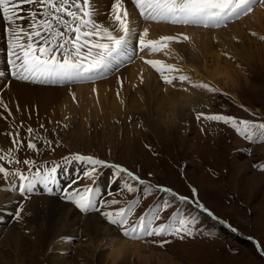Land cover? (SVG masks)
<instances>
[{"label": "rangeland", "instance_id": "1", "mask_svg": "<svg viewBox=\"0 0 264 264\" xmlns=\"http://www.w3.org/2000/svg\"><path fill=\"white\" fill-rule=\"evenodd\" d=\"M111 3L112 0H94V4L99 11V15L97 16L99 21H105V16L110 9ZM22 7L28 8L30 6L23 5ZM129 8L131 9V5H129ZM257 9L264 12V6L256 7L254 11L256 12ZM252 13L246 17H241L238 21L229 23L228 26L247 20ZM160 25L163 24L152 23V26ZM5 26L7 27L6 22L0 18V73H3L2 76H8L5 79H1L0 76V97H3L8 105H10V109L12 108L14 120L13 117H9L7 120L0 118V149L7 150L13 147L11 137L3 133L12 131L14 125L19 126L20 137L24 141L28 139L27 127H32L35 130L34 134L41 137V139L36 141L39 149L38 152L34 150H21L17 153L21 160L29 159L35 161V165L31 170L23 164L8 165L5 163V167H8L11 171L19 168L24 174L31 176L37 169L43 174L44 171L57 165V169L59 170V166L64 164H84L72 171L56 172L54 175L57 184L51 185L54 194H50V196L59 202L69 203L81 216L100 215L106 221L107 225L109 224L108 226L119 232L121 230L117 226L111 225L106 217L101 214L102 212L117 211L119 208L127 206L129 201L138 200L139 203L132 214V218L135 219L145 212L150 211L156 203L170 199V197L160 192H154L151 196L145 195L143 192L144 185H140L138 182H133L137 188L135 193L124 191V181L118 180L115 176L116 169L110 167L111 165L127 168L134 174L139 175L146 184L151 182L153 186H166L181 195L191 197V188L196 187L198 189L199 201L205 207L209 208L215 216L219 217L223 223L210 218L192 203L181 204L177 201L172 208L162 213V216L164 218L170 217L177 209H182L185 214L197 217L200 221L199 232L202 234H197L195 239L186 238L184 240L167 237L172 242L164 248L148 243L145 244L147 245L146 252L152 251L156 252V254L160 253L171 257L174 259V264H264V255L258 250V247L264 249V170L260 168L261 165H264V154L260 150V147L264 146V143H253L245 139L231 125H224L222 122L196 119L197 113L205 112L207 114L234 116L239 120H248L254 123H264V55L255 53L251 57V60L245 56L244 58L246 59H242L240 56L237 59L233 58L234 52L238 53V51H241L242 45L245 48L252 46V42H249L250 40H247L243 36V39H240L241 41L234 42L237 51L233 47L234 51L229 53L228 57L224 55V58H227V60H230L239 67L237 71L240 77L238 82H235L236 84L231 86L230 95L220 94L224 92L214 93L212 97L206 99L205 101L208 102L209 107L207 104L203 106L202 103H198L203 108L199 106H197L198 108H192L188 112L189 115L187 117L184 116V121L180 120L175 124L170 122L171 119L167 115L151 114L148 109L141 110L139 116L133 111L127 118L124 114L115 117L110 120V123H106V126L100 119L93 121L88 125L87 132L83 135L80 133V129L77 128L78 125L76 124L80 122L76 121L69 127H66L63 124V121L66 120H61L63 112H61L60 100L58 99L62 95L59 90L61 91L62 87L74 86L75 84L33 85L25 83V81L18 82L11 78L8 70L4 66L5 59L8 58V37ZM174 27L177 31L181 28L192 29L191 26L180 27V25H174ZM245 28L250 39H256L257 42L264 46V40L255 33V30L253 31L248 27ZM218 29H226V27ZM177 33H184L190 37L188 33L183 31L175 32L173 35ZM180 44L177 42L170 44L169 56L164 57L163 54H160L159 57H156V54L153 56L157 60L162 61L171 59L170 63L176 66L182 65L173 55L174 48L180 46ZM214 46L215 48H219L216 43ZM136 60L137 63L149 67L156 74L158 81L162 84L161 86H167L162 83L159 74L154 69L144 64L142 60ZM132 64H130L131 67L135 65ZM130 65L126 67L130 68ZM126 67H122L119 72H116L113 76L109 75L103 80L114 79ZM181 70L183 74L190 76V73L186 72L185 68ZM190 78L193 83H199L193 73H191ZM103 80L96 82L100 83ZM205 82L207 83V81ZM16 84H25L36 89L34 93L30 94V96L32 95L35 98L31 97L27 101L29 102L28 105L27 102L14 101L13 96H5L11 88L14 89ZM86 84L90 85L91 83H84V85ZM118 87L115 90L119 91L121 95L127 94L126 84L122 89ZM133 89H138V87L133 86L130 91L132 95H134ZM43 90L45 92H42ZM56 90L59 92L58 94L46 93V91L51 92ZM38 95L46 97L44 99H49L50 102H44L43 104L42 99H39ZM114 95L118 97L117 93ZM33 100H36L35 103H33ZM16 105H19V110H17ZM46 105H49V109H46ZM128 105L130 106L131 103L127 102L124 107L122 105L120 107L121 111L125 112L124 110ZM4 114L7 115L6 113ZM36 115V119L33 120V116ZM77 116L79 118L82 116L78 108ZM5 121L9 123V126L4 129ZM21 122H23V126H21ZM41 124L44 125L43 129L40 128ZM44 140H50L52 144L50 146L44 145ZM5 141L8 144H5ZM77 155L105 161L106 166L97 167L95 184L86 178L78 179V177H82L85 170L92 166L87 161L76 160L75 156ZM125 179H127L126 176ZM72 180H76V183L72 184V187L69 188L68 185ZM36 186L43 189L42 185L37 184ZM86 186L93 187L94 191L97 186H101L102 192L97 197L99 201L118 199L121 203L111 205L110 207L104 206L100 212L83 214L72 202L64 199V190L72 191L76 188L83 189ZM7 187H9L8 183L0 180V188L5 191ZM5 192H8L7 195L10 194L17 198L11 200L13 209H11L10 204H6L5 207L7 209L1 211L0 232L8 231L7 229L15 227L23 234L29 235L31 232L28 229L29 219L25 216V211L21 214L22 218L19 220L15 218V213L19 207H23L25 210L32 199L48 197L46 195H35L34 193L23 197L20 193L18 195L11 194L13 191ZM99 201H97L98 204ZM6 211H10V215H6ZM160 222H164V220L158 223ZM229 225H231V228L236 229V231H232ZM208 233H211V235H208ZM2 238L3 236L0 235V251L7 260L15 262L17 258L14 259V252L9 247L6 248L1 244ZM69 238H73L72 244L77 245L82 238V234L80 232L79 235L75 234ZM148 239L151 240L152 238ZM52 241L48 237L43 240L46 243L44 247L46 258L53 255ZM83 241L86 244L88 239L84 238ZM25 247L28 248L29 246L25 245ZM30 253L29 258L31 259L32 252ZM83 262L82 258H77L76 252H73L61 264H84ZM47 263V260L46 262H38L34 258H32L31 263L29 261V264ZM133 263L134 258L133 260L123 261L120 264ZM0 264L4 263L0 260ZM150 264H157L154 258L151 259Z\"/></svg>", "mask_w": 264, "mask_h": 264}, {"label": "snow or ice", "instance_id": "2", "mask_svg": "<svg viewBox=\"0 0 264 264\" xmlns=\"http://www.w3.org/2000/svg\"><path fill=\"white\" fill-rule=\"evenodd\" d=\"M23 5L30 7L24 8ZM260 6H264V0H112L105 21L101 22L97 19L99 11L94 0H0V18L7 24V63L11 66L10 75L16 80L45 85L95 83L140 59L154 69L166 85L174 86L175 82H187L193 88L220 93L218 88L211 87L208 83H193L190 76L183 74L175 64L147 58L159 53L169 56L172 42L190 41V37L177 33L150 39V27L144 25L155 23L218 29L248 16ZM21 12L24 15H21ZM133 12L136 13L135 25L130 18ZM261 39L264 40V37ZM225 56L228 57V54L225 53ZM2 75L3 73H0V76ZM117 80L122 89L123 80L120 77ZM141 83H144L142 75ZM182 90L187 91L186 88ZM119 94L118 91L117 95ZM0 109V118L7 120L13 117V112L3 97H0ZM5 112L7 115H4ZM196 119L231 125L245 139L253 143H264V123L205 112L197 113ZM40 128L43 129L44 125L41 124ZM34 133L32 127H27V141L20 137L19 126H13L12 131L3 133L11 137L13 145L7 150L0 149V180L8 183L6 191H18L21 196H26L33 193L39 183L48 194H54L51 185L57 184L54 174L58 165L46 170L43 175L37 169L30 177L24 175L19 168L11 171L5 167V163L23 164L28 166L29 170L34 167L35 161L21 160L17 155L21 150L39 151L36 141L41 137ZM43 144L50 146L52 141L44 140ZM75 159L87 161L92 166L78 179L86 178L95 184L97 167L106 166L105 161L81 155L75 156ZM110 167L116 169L115 176L118 180L124 181V191L135 193L137 188L133 182H138L144 185L145 195L151 196L154 192H160L170 197L156 203L150 211L135 219L132 214L139 203L138 200L129 201L127 206L117 211L102 212L111 225L121 230L124 238L145 244L151 243L160 248L172 242L167 237L180 240L195 239L197 234H202L199 232L200 221L197 217L185 214L182 209H177L170 217L162 216V213L172 208L177 201L181 204L192 203L210 218L223 223L199 201L196 187L191 188L192 196L189 197L166 186L146 184L139 175L127 168L118 165ZM260 168L264 170V165ZM16 179L22 182L19 186L13 183ZM74 183L76 180H72L68 187L71 188ZM64 199L72 202L83 214L100 212L104 206L121 203L118 199H112L100 200L98 204L94 188L87 186L72 191L65 189ZM24 211L23 207H19L15 218L21 219ZM162 220L164 222L158 223ZM229 228L236 231L231 225ZM258 250L264 255V249L258 247Z\"/></svg>", "mask_w": 264, "mask_h": 264}, {"label": "bare ground", "instance_id": "3", "mask_svg": "<svg viewBox=\"0 0 264 264\" xmlns=\"http://www.w3.org/2000/svg\"><path fill=\"white\" fill-rule=\"evenodd\" d=\"M20 14L24 15L23 12ZM130 18L135 25L136 13H132ZM144 26L150 27L149 38L152 39L162 35H173L175 32L180 31L188 33L191 37L190 41L180 42V46L174 48L173 55L182 64L177 65V67L180 69L185 68V71L190 73V76L193 73L199 83H206L205 81H207L211 87L218 88L220 92H224L226 95H230L231 86H234L240 77L237 71L239 67L230 60H227V58H224L225 53L229 54L234 51L233 47L237 51L234 42L241 41L240 39H243V36H245L247 40H250L249 42H252V46L245 48L242 45L241 51H238V53L234 52L233 58L237 59L240 56L242 59L248 58L251 60V57L255 53L264 55V46L257 42L256 39V41L250 39L245 30V27H248L253 31L255 30V33L259 37H264V12L260 9H257L256 12L254 11L247 20L234 23L226 27V29L221 30H210L209 28L200 26H191L192 29L181 28L177 31L174 25L163 24L160 26H152V24H145ZM215 43L219 48H215ZM160 54L163 53L156 54V57H159ZM163 56L165 57L164 54ZM148 58L156 59L153 55L148 56ZM170 60L165 61L166 63H170ZM133 64L132 67L130 65V68H128L129 66L126 67L118 74L119 76L112 80L106 79L100 83H97V81L96 83H91L92 85L77 83L74 86L62 87L61 91L59 90L62 97L60 96L58 100H60V109L63 112L61 120H66L63 121V124L69 127L76 121L80 122L76 123L78 125L77 128L84 135L87 132L88 125L93 121L100 119L105 125L106 123H110V120L122 114L127 118L133 111L139 116L143 109H148L151 114L167 115L171 119L170 122L175 124L180 120L184 121V116L187 117L189 115L188 112L192 108L199 106L198 103H202L203 106L205 104L208 105V102L205 100L214 95V93H210L205 89L193 88L188 83L178 84L175 82L174 86L167 85L163 87L158 81L156 74L149 67L137 63V60ZM176 74L178 75L179 73ZM141 75L144 83H141ZM118 77L123 80L124 85L126 84L127 89H125L127 94H120L116 97L114 94L118 91L115 89L118 86L120 88L117 80ZM133 86L138 87V89H133L134 95L130 93ZM185 88L187 91L182 90ZM34 90L36 89L31 86L16 84L14 89L11 88L5 96H13L14 101L24 103L29 101L31 97H34L32 95L30 96L31 93H34ZM42 92L45 91L43 90ZM59 92L57 90L51 92L46 91V93L51 94H58ZM73 94L75 95V99H73ZM38 96L39 99H42L43 104L44 102H50L49 99H44L46 97L42 95ZM127 102H130L131 105L125 108V112L121 111L120 107L122 105L124 107ZM28 104L29 102H27ZM49 105L45 106L46 109H49ZM199 107L203 108L201 105ZM77 108L82 114L80 118L77 116ZM36 117L37 115L33 116V120ZM7 126H9V123L5 121L3 128L5 129ZM5 144L8 143L5 141ZM260 150L264 154V146H261ZM259 179L261 178L259 177ZM21 183L18 179L14 182L16 186H19ZM38 185L42 184L38 183ZM5 191L0 188V214L1 211L7 209L5 207L6 204H10L11 209H13L11 200L17 198L10 194L7 195L8 192ZM11 194L18 195L19 193L18 191H13ZM25 216L29 219L28 229L31 231L29 235L23 234L15 227L7 229L8 231L0 232V235L3 236L1 244L6 248L9 247L14 252V259L17 258L15 262L7 260L0 251V260L4 264H29V261L30 263L32 262V258L38 262H46L47 260V264H61L73 252H76L77 258H82L84 264H120L123 261L133 260V258V264H150L152 258H154L157 264H174V259L171 257L160 253L156 254V252L152 251L146 252L147 245L145 243L124 238L121 232L116 229L113 230L112 227L108 226L109 224L107 225L106 221L100 215L81 216L69 203H62L57 199L46 197L32 199L25 208ZM80 232L82 234L81 240L77 245L72 244V239L69 237L75 234L79 235ZM47 237L53 240V255L49 258H46L47 256L44 251L46 243L43 242L44 238ZM84 238L88 239L86 244L83 241ZM25 245L29 247L27 248ZM30 252H32L31 259L29 258Z\"/></svg>", "mask_w": 264, "mask_h": 264}]
</instances>
